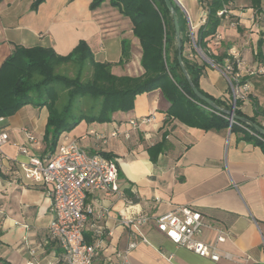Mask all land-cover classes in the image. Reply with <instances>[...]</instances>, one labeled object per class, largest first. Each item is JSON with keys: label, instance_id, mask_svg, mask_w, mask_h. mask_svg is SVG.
Masks as SVG:
<instances>
[{"label": "crops", "instance_id": "0c3cea01", "mask_svg": "<svg viewBox=\"0 0 264 264\" xmlns=\"http://www.w3.org/2000/svg\"><path fill=\"white\" fill-rule=\"evenodd\" d=\"M34 1L0 0V68L18 46L52 48L67 56L85 41L95 60L110 64L115 75L144 74L132 22L110 0L94 11L92 0H46L33 10ZM175 5L193 41L204 25L205 3L175 0ZM261 5L257 12L250 0H234L208 49L218 58L239 56L238 72L249 86L240 110L264 125V117L258 114L264 110V45L259 48L260 41L264 43V0ZM191 57L207 64L201 90L233 105L231 86L221 66ZM169 106L160 91L144 93L136 97L133 111L115 114L111 123L83 122L59 139L58 143L65 137L74 139L90 154L110 155L118 168L119 193L93 192L86 199L90 209L86 241H95L96 230L102 233L94 264H121L117 253L133 239L139 244L131 253V264H264L263 150L252 142L238 141L230 129L205 131L167 120ZM47 111L27 105L10 118H0V133L8 134L0 149V264H53L61 255V248L47 239L54 218L51 188L25 179L21 165L28 159L19 151L27 144V129L36 138L29 145L34 155L46 158L54 153L56 149L51 150L44 140ZM142 117H152V121L132 128L129 122ZM116 131L119 134L112 136ZM160 143L164 150L154 163L150 150ZM179 206L203 215L209 227L201 234L202 241L213 244L216 231H223L226 240L219 248L233 259L200 258L159 233L154 219ZM141 216L151 219L139 229L146 243L120 222L123 217Z\"/></svg>", "mask_w": 264, "mask_h": 264}, {"label": "trees", "instance_id": "16d2710c", "mask_svg": "<svg viewBox=\"0 0 264 264\" xmlns=\"http://www.w3.org/2000/svg\"><path fill=\"white\" fill-rule=\"evenodd\" d=\"M45 1L35 0L31 8L36 10ZM233 1H208L207 22L200 27L194 39L196 47L221 67L230 57L225 55L218 58L208 48L223 20L217 15L219 10ZM104 2L92 0L90 9L97 10ZM110 4L132 22L133 34L142 49L140 66L144 74L139 77L115 75L110 64L95 60L92 49L85 41H80L67 56L58 55L52 48L18 46L0 68V118H10L27 105L46 107L49 116L44 140L54 151L61 136L72 132L81 123H111L115 114L134 110L137 96L158 90L170 104L167 120H177L188 127L205 131L230 129L238 136V141L252 142L264 152L263 137L243 123L231 124L228 115L211 109L193 93L179 64L180 54L199 92L224 110L233 108L232 104L216 100L201 90L200 79L207 64H200L191 57L197 56L196 47L192 45V35L186 30L182 13L175 4L180 42L176 37L173 16L164 0H110ZM261 4L262 0H250L251 8L257 12L261 11ZM263 45L261 40L259 48ZM188 46L190 52H187ZM128 55L125 49L123 56L127 58ZM237 71L234 65V72ZM244 83L242 80L241 84ZM230 100L233 101L232 92ZM241 104V100L236 101L237 116L264 128L256 118L248 117L240 110ZM258 114L264 117V110L259 109ZM163 150L164 143L150 150L154 163ZM101 154L112 159L110 155Z\"/></svg>", "mask_w": 264, "mask_h": 264}, {"label": "built area", "instance_id": "2783aa9c", "mask_svg": "<svg viewBox=\"0 0 264 264\" xmlns=\"http://www.w3.org/2000/svg\"><path fill=\"white\" fill-rule=\"evenodd\" d=\"M205 3V24L208 18L207 2ZM219 10L218 17L227 19L229 17L228 7ZM236 25V24H235ZM237 26V25H236ZM195 45V41H192ZM196 47V45H195ZM239 56L232 53L230 59L221 67V71L228 78L233 100L244 101L249 93V86L241 84L242 78L239 72H234V65L239 66ZM152 117H142L131 120L132 128L148 124ZM234 121L231 120V124ZM27 144L19 147L22 155L27 157V163L21 168L25 179L32 183L50 187L52 201V212L54 218L48 228V238L51 242L61 248V255L53 264H94L101 249L98 240L102 234L101 230L95 231V241L88 243L85 233L88 225V213L90 209L86 206L88 194L102 192L106 194L119 193V172L116 163L101 153L90 154L74 139L65 137L58 143L56 150L49 157L34 155L29 145L36 142V138L29 130H24ZM119 134L116 131L112 136ZM129 134H125L126 138ZM8 141L6 132L0 133V149ZM106 213L101 214L104 217ZM151 219L147 216L137 218L123 217L120 221L123 226L130 229L133 236L138 235L140 242L146 243L139 229L147 225ZM154 224L159 233L178 247L187 248L197 254L200 258H206L214 262L222 259H233L230 253L222 252L219 244L223 243L225 233L217 230L216 242L211 244L200 239L203 231L209 227L203 215L195 209L187 206H179L171 212L154 219ZM139 242L132 240L124 251L117 253L121 264H131L130 256L137 248ZM173 260V256L168 257Z\"/></svg>", "mask_w": 264, "mask_h": 264}, {"label": "water", "instance_id": "95a60500", "mask_svg": "<svg viewBox=\"0 0 264 264\" xmlns=\"http://www.w3.org/2000/svg\"><path fill=\"white\" fill-rule=\"evenodd\" d=\"M164 2H165V5H166L167 9L169 10V12L173 16L176 37H177L178 41L180 42V36H179L180 35V27H179V22H178V19H177V16H176V12H175V9H174L175 0H164ZM178 60H179V64L181 66V69H182L184 75L186 76L193 93H195V96L198 99L203 101L211 109L228 115L230 120H232L234 122H240V123H243V124L247 125L248 127L252 128L254 130V132H256L259 136L264 138V128H262L258 124L254 123L253 121H251V120H249V119H247L245 117L237 116V114L235 112V109H236V102L235 101L233 102V108L231 110H224V109L218 107L213 100L209 99L204 94L199 92V89L194 85V83L191 81V79H190V77L188 75V72H187V70H186V68H185V66L183 64V60H182L181 54L179 55V59Z\"/></svg>", "mask_w": 264, "mask_h": 264}, {"label": "rangeland", "instance_id": "374dc122", "mask_svg": "<svg viewBox=\"0 0 264 264\" xmlns=\"http://www.w3.org/2000/svg\"><path fill=\"white\" fill-rule=\"evenodd\" d=\"M196 52H197V56H198L199 59H203V60L208 61V63H212V61H210V60L205 56V54H204L199 48H197V47H196ZM69 73L72 74L71 71H70Z\"/></svg>", "mask_w": 264, "mask_h": 264}]
</instances>
